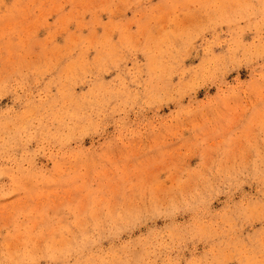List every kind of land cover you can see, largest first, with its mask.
Returning a JSON list of instances; mask_svg holds the SVG:
<instances>
[{
    "label": "rangeland",
    "instance_id": "1",
    "mask_svg": "<svg viewBox=\"0 0 264 264\" xmlns=\"http://www.w3.org/2000/svg\"><path fill=\"white\" fill-rule=\"evenodd\" d=\"M0 264H264V0H0Z\"/></svg>",
    "mask_w": 264,
    "mask_h": 264
}]
</instances>
